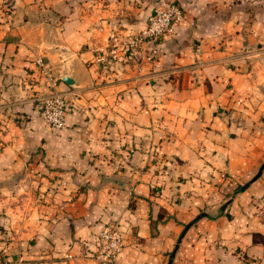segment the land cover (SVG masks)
Segmentation results:
<instances>
[{
  "label": "crops",
  "instance_id": "obj_1",
  "mask_svg": "<svg viewBox=\"0 0 264 264\" xmlns=\"http://www.w3.org/2000/svg\"><path fill=\"white\" fill-rule=\"evenodd\" d=\"M170 2L157 53L95 63ZM0 136V264H264V0H0Z\"/></svg>",
  "mask_w": 264,
  "mask_h": 264
},
{
  "label": "built area",
  "instance_id": "obj_2",
  "mask_svg": "<svg viewBox=\"0 0 264 264\" xmlns=\"http://www.w3.org/2000/svg\"><path fill=\"white\" fill-rule=\"evenodd\" d=\"M183 9L177 3L171 2L168 7L156 6L148 17L146 27L136 35H130L123 41H114L110 45L96 49L95 63L101 67L113 62H125L133 49H142L146 41H151L152 56L157 53V44L167 33L175 21H183ZM67 103L62 95L45 98L41 110L43 122L55 131L63 130L67 125ZM0 136V153L2 151ZM124 240L117 224L105 226L99 235L96 260L110 263L123 252ZM70 257V256H69Z\"/></svg>",
  "mask_w": 264,
  "mask_h": 264
},
{
  "label": "water",
  "instance_id": "obj_3",
  "mask_svg": "<svg viewBox=\"0 0 264 264\" xmlns=\"http://www.w3.org/2000/svg\"><path fill=\"white\" fill-rule=\"evenodd\" d=\"M64 80H65V82H67L68 84H73V80H71V79L65 78ZM263 169H264V165H263L262 169L260 170V173L258 174V177H259V175L261 174V172H262ZM245 187H247V186H245ZM245 187H243L242 189H245Z\"/></svg>",
  "mask_w": 264,
  "mask_h": 264
},
{
  "label": "rangeland",
  "instance_id": "obj_4",
  "mask_svg": "<svg viewBox=\"0 0 264 264\" xmlns=\"http://www.w3.org/2000/svg\"><path fill=\"white\" fill-rule=\"evenodd\" d=\"M255 1H262V0H253V2H255ZM2 2V1H1ZM171 3V2H170ZM179 5V4H178ZM156 6H158V5H156ZM156 6H154V8L156 7ZM4 7V6H3ZM3 9V11L4 12H9V9H6L5 7L4 8H2ZM183 9V8H182ZM183 13H184V10H183ZM184 19H185V15H184ZM148 21V20H147ZM184 21V20H183Z\"/></svg>",
  "mask_w": 264,
  "mask_h": 264
}]
</instances>
